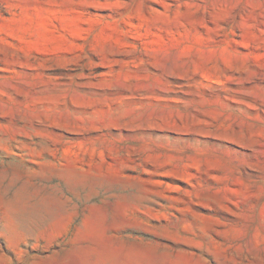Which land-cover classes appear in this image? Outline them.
<instances>
[{
	"label": "rangeland",
	"instance_id": "rangeland-1",
	"mask_svg": "<svg viewBox=\"0 0 264 264\" xmlns=\"http://www.w3.org/2000/svg\"><path fill=\"white\" fill-rule=\"evenodd\" d=\"M0 264H264V0H0Z\"/></svg>",
	"mask_w": 264,
	"mask_h": 264
}]
</instances>
